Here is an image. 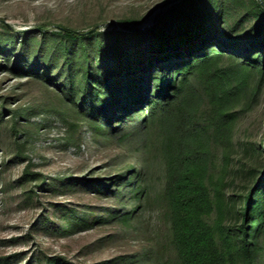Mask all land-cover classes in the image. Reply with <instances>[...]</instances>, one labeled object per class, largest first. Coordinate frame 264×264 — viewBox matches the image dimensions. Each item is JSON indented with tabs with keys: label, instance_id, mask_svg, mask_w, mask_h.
<instances>
[{
	"label": "trees",
	"instance_id": "16d2710c",
	"mask_svg": "<svg viewBox=\"0 0 264 264\" xmlns=\"http://www.w3.org/2000/svg\"><path fill=\"white\" fill-rule=\"evenodd\" d=\"M175 1L144 32L126 23L136 42L125 50L117 44L113 54L109 39L96 30L57 31L68 46L60 45L59 64L44 66L37 75L42 81H63L57 93L70 113L62 112V121L77 120L73 123L86 127L89 141L96 144L145 112L133 128L146 137L142 158L110 181L118 205L106 210L110 218H85L71 209L62 221L85 229L107 220L127 222L158 189L177 264H264V141L252 144L261 164L250 168V182L239 194L226 190L228 175L215 176L211 160L213 146L227 155L238 113L257 100L264 84V0H256L254 21L245 16L233 23L221 5L203 14L191 10L197 0ZM43 34L23 33L22 49L31 37ZM22 114L14 110V129ZM155 159L162 163L157 180L151 175ZM231 168L227 164L225 169ZM233 169L241 171L240 161ZM102 180L91 187L107 190L110 183ZM231 218L234 227L225 225ZM146 263L154 264L147 254H136L99 264ZM45 264L72 263L51 256Z\"/></svg>",
	"mask_w": 264,
	"mask_h": 264
},
{
	"label": "rangeland",
	"instance_id": "374dc122",
	"mask_svg": "<svg viewBox=\"0 0 264 264\" xmlns=\"http://www.w3.org/2000/svg\"><path fill=\"white\" fill-rule=\"evenodd\" d=\"M175 2L0 0V260L45 264L49 257L59 256L72 264H99L147 254L154 264H177L158 189L130 221L107 220L90 229L82 225L70 228L68 220L64 224L62 217L71 209L93 219L110 218L106 210L118 208L111 191L115 185L110 181L118 174L126 175L128 171L123 169L142 158L146 137L133 126L145 112L124 122L121 131L92 144L87 128L75 125L77 120L62 121L61 113H70L57 93L63 81L55 77L42 81L37 75L43 73L42 67L59 64L60 45L68 46L56 34L60 27L96 30L109 39L108 51L113 54L117 44L125 50L128 43L136 42L126 23L132 22L130 28L144 32ZM195 4L191 10L202 13L209 8V13H214L221 5L232 23L248 16L247 22L254 21L257 14L256 0H197ZM30 31L44 34L31 37L22 49V34ZM15 109L23 111L16 129L11 121ZM125 134L128 136L123 138ZM263 141L264 84L257 100L238 113L227 155L221 147L213 146L212 173L228 175L226 190L233 194L245 190L250 168L261 164L252 144ZM262 151L264 156V148ZM239 161L242 169L235 171L233 166ZM227 164L232 165L228 172ZM151 175L156 180L162 176L160 160L153 161ZM98 179L110 183L107 190L91 187ZM134 206L130 203L128 210ZM233 224L231 218L225 225Z\"/></svg>",
	"mask_w": 264,
	"mask_h": 264
}]
</instances>
